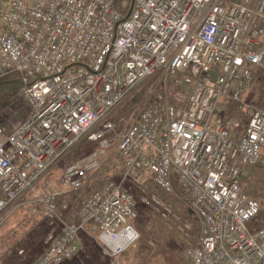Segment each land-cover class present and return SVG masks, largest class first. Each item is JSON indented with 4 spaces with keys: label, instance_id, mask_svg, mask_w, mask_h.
I'll use <instances>...</instances> for the list:
<instances>
[{
    "label": "built area",
    "instance_id": "1",
    "mask_svg": "<svg viewBox=\"0 0 264 264\" xmlns=\"http://www.w3.org/2000/svg\"><path fill=\"white\" fill-rule=\"evenodd\" d=\"M263 65L264 0H0V79L18 73L31 109L10 131L0 127V225L25 205L39 209L62 225L48 232L34 264L73 258L83 232L110 264H122L140 238L127 182L163 214L171 207L148 195L149 183L165 193L177 184L200 228L195 235L190 221L180 227L195 242L184 259L264 264V226H251L261 203L241 185L245 168L264 155V109L251 108L245 124L231 110ZM158 74L175 90L166 85L119 134V178L63 220L62 196L104 163L113 113ZM83 143L95 146L64 165ZM59 168L64 190L47 189Z\"/></svg>",
    "mask_w": 264,
    "mask_h": 264
},
{
    "label": "rangeland",
    "instance_id": "2",
    "mask_svg": "<svg viewBox=\"0 0 264 264\" xmlns=\"http://www.w3.org/2000/svg\"><path fill=\"white\" fill-rule=\"evenodd\" d=\"M255 73V80L243 95V105L237 106L236 104L230 103V105H234V110L232 109L233 116L235 117L236 115L238 119H241L243 124L247 122L251 108H261L260 106H264V65L258 67ZM166 85L169 86L171 93L175 90L173 84L169 81L168 76L165 78L164 74L155 75L142 82L132 92L131 96L115 110L112 115L115 129L110 135L112 138V145L108 150L104 163L101 166V169H98L97 172L90 177L84 187L78 189V191L75 190L69 193V200L67 201L68 212L62 214L63 220L67 219V214L72 215L76 211L78 207V205H76L77 202H82L86 199L92 191L97 188L100 180L104 178L106 179L107 173L113 172V179L119 178L120 171L112 170L113 163L119 159L117 151L119 134L125 131L135 121L137 115L142 109L154 102L157 94L159 92L161 93L162 90H165ZM20 106L22 111L27 108L25 103L24 105L20 104ZM21 119L22 116H12L10 120L11 125H8L7 127L15 125ZM3 126L6 127V124ZM88 148L89 146L76 148L77 150L75 149V152L69 157L70 160L79 154H82ZM59 171L60 168L57 169L56 173H52L44 180L50 181L46 186L47 189L58 191L61 189L64 190L63 186L56 181ZM51 181L53 182L51 183ZM246 183L248 184V187L244 189ZM127 185L136 201L139 216L144 218L148 226L153 227L152 236L156 239V242L152 240L153 242H151V244L156 251H159V245L169 239L171 240V238H174L173 241H175L174 243L177 244L178 247L176 251L170 252V250H166L167 253L170 254V258L161 252V254L158 253L153 257L148 264H193L192 260H187L182 257V251L195 244V242L194 240L192 242V240L187 239L180 228L184 221H190L193 226V233L195 235L199 233V219L190 209L189 204L184 201L183 198L178 197L179 193L175 200V188L174 195H166L163 190L157 189L154 184L149 183L148 195H157L163 201H166L171 207L165 214H163V212L159 213L142 202L141 191L131 181H128ZM241 185L243 191L246 190L248 195L255 197L260 201L261 209L263 210L261 215H264V155L256 165H249L244 171ZM41 213L42 212L39 209L33 211L25 205L4 220L0 225V255L10 246L11 249L7 250V253H4L3 257H0V264H34L46 247V232L53 227L62 225L61 221H46L43 219ZM262 223H264V221ZM139 233L140 238L137 243L127 251L128 253L126 252L127 254L125 256L120 258L122 264H137V261L134 260V252L143 237L141 236L142 232L139 231ZM78 244L81 248L77 255H75L74 260L81 261L83 264H110V257L103 250L101 244H99L96 238L91 236V234L84 232L80 233Z\"/></svg>",
    "mask_w": 264,
    "mask_h": 264
},
{
    "label": "trees",
    "instance_id": "3",
    "mask_svg": "<svg viewBox=\"0 0 264 264\" xmlns=\"http://www.w3.org/2000/svg\"><path fill=\"white\" fill-rule=\"evenodd\" d=\"M254 80H255V78H254ZM20 89H21V80H20V75L18 73H10L7 76L0 79V127L5 128L7 131H10V129L12 127V126L7 127L8 125H11L10 120H11L12 116H14V115L17 117L22 116L21 120H25L31 115V109H30L29 105L27 104L26 100L20 96ZM24 103H25L27 108L22 111L20 104L24 105ZM260 107L262 109H264V106H260ZM4 124H6V127L3 126ZM84 144L85 143L81 144L79 147H82V148L85 146L87 147L88 143H86L87 145H84ZM88 146H90V147L88 149H86V151H84L82 154H79L78 156H76L75 158H73L71 160H70V158H68V160L64 163V165H68V164L75 162L77 159H79L80 157H82L83 155H85L86 153H88L90 150H92L94 148V147L92 148L90 144ZM92 146H94V145H92ZM73 153H74V151H73ZM112 173L113 172L107 173L106 179L104 178V179L100 180V183L97 187H101L102 185H104V183L107 182V179H112L113 178ZM247 185L248 184L246 183L244 189H246V187H248ZM175 191H176L175 192V200H176L177 194L179 193L178 197L183 198L184 201H186L190 207V202H189L188 198L185 196V193H183L184 190L180 186H178L177 184H175ZM244 191L247 193L246 190H244ZM173 193H166V195H174ZM68 195H70V194L68 193V194H65L64 196H62V198H61L62 201L65 200L63 202L67 203V201L69 200ZM1 197H3L2 193H0V198ZM79 203H81V201L77 202L76 205H79ZM136 210H137V217L134 220H132V224L135 226V228L137 229L138 232L139 231L142 232L141 236H143V237H142V241L139 243L137 249L134 252V256H135L134 260L137 261V264H148V263H150V261L153 257H155L158 253L161 254V252L166 254L169 257L170 254H168L166 250H170V252H171V251H176L178 248L177 244L174 243L175 241H173L174 238L173 239L171 238V240L169 239V240L165 241L161 245H159V243H158V245L160 246V249H159V251H156V249L151 244V242H153V241L156 242V239H154L152 236L153 227L148 226L146 224L144 218L139 216L137 206H136ZM262 212H263V210L260 209L259 214L251 221L252 228H257V227L264 225V223H262L264 221V215H261ZM42 216H43V214H42ZM43 219H45L46 221L49 222V219L44 217V216H43ZM145 219H146V217H145ZM49 231L50 230H48L46 232V235L48 234ZM46 235H45V237H46ZM9 249H11V246L9 248L5 249L4 253H7V250H9ZM4 253H2L0 255V257H3ZM127 253H124L122 256H125Z\"/></svg>",
    "mask_w": 264,
    "mask_h": 264
},
{
    "label": "crops",
    "instance_id": "4",
    "mask_svg": "<svg viewBox=\"0 0 264 264\" xmlns=\"http://www.w3.org/2000/svg\"><path fill=\"white\" fill-rule=\"evenodd\" d=\"M234 110V106H231V110ZM236 112V111H235ZM248 168V166L245 168V170ZM242 179V178H241ZM79 247V251H80ZM42 254V253H41ZM75 256L71 259L66 260L63 264H83L81 261L74 260Z\"/></svg>",
    "mask_w": 264,
    "mask_h": 264
},
{
    "label": "bare ground",
    "instance_id": "5",
    "mask_svg": "<svg viewBox=\"0 0 264 264\" xmlns=\"http://www.w3.org/2000/svg\"><path fill=\"white\" fill-rule=\"evenodd\" d=\"M255 74H256V73H255ZM244 102H245V101H244ZM89 144L91 145L92 148L95 146V144L88 143V145H89ZM84 145H87V144L85 143ZM88 145H87V146H88ZM92 145H94V146H92ZM85 147H86V146H85ZM89 147H90V146H89ZM77 148H78V147H77ZM83 148H84V147H83ZM76 150H77V149H76ZM117 151H118V150H117ZM74 152H75V151H74ZM72 154H73V152H72ZM100 169H101V168H100ZM96 172H97V171H96ZM108 180H110V179H107V181H108ZM54 181H55V180H54ZM56 181H57V180H56ZM104 184H105V183H104ZM102 186H103V185H102ZM51 187H52V186H51ZM83 187H84V186H83ZM53 188H54V186H53ZM53 190H54V189H53ZM61 190H62V189H61ZM56 191H58V190H56ZM77 191H78V190H77ZM0 193H1V192H0ZM183 193H184V192H183ZM73 195H75V194H73ZM63 201H65V200H63ZM38 214H39V213H38Z\"/></svg>",
    "mask_w": 264,
    "mask_h": 264
}]
</instances>
